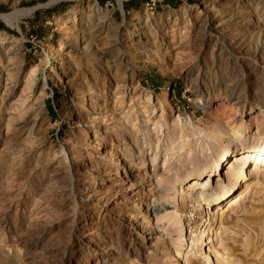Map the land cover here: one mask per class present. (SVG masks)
<instances>
[{
  "label": "rangeland",
  "instance_id": "1",
  "mask_svg": "<svg viewBox=\"0 0 264 264\" xmlns=\"http://www.w3.org/2000/svg\"><path fill=\"white\" fill-rule=\"evenodd\" d=\"M127 1L0 0V264H264V0Z\"/></svg>",
  "mask_w": 264,
  "mask_h": 264
},
{
  "label": "trees",
  "instance_id": "2",
  "mask_svg": "<svg viewBox=\"0 0 264 264\" xmlns=\"http://www.w3.org/2000/svg\"><path fill=\"white\" fill-rule=\"evenodd\" d=\"M105 1L103 0V5H105ZM151 0H129L126 3H124V9L126 12H131L132 10L138 11L141 7L146 6ZM168 2L173 3L176 2L175 0H169ZM67 7V4H60L58 7H55L53 10L49 11L50 14H55L58 12V10ZM6 10V7L4 5H0V12H4ZM1 31H8L11 32V30L6 27V25L0 21V32ZM51 109V106L49 107Z\"/></svg>",
  "mask_w": 264,
  "mask_h": 264
},
{
  "label": "bare ground",
  "instance_id": "3",
  "mask_svg": "<svg viewBox=\"0 0 264 264\" xmlns=\"http://www.w3.org/2000/svg\"><path fill=\"white\" fill-rule=\"evenodd\" d=\"M5 21H6V23L7 24H9V25H14L13 23V20L16 18V15L13 13V14H9V15H4L3 17H2ZM104 22V21H103ZM104 23H106V22H104ZM230 105V104H229ZM233 106V105H232ZM229 107V106H228ZM234 107V106H233ZM233 107H231V108H233ZM231 111H233L232 109H230ZM235 133V132H234ZM251 153H252V156L254 155V156H256L257 157V159L258 160H260V158H262V156H264V142L259 146V147H256V148H254V150H252L251 151ZM264 159V158H263ZM235 163H237V162H235ZM256 165L257 164H255V167H256ZM246 179V176H245V173H243L242 174V176L240 177V180H241V182L242 181H244ZM247 189V188H246ZM248 191V190H247ZM229 193V192H228ZM246 193V192H245ZM243 195H244V193H243ZM241 199V198H240ZM239 199V200H240Z\"/></svg>",
  "mask_w": 264,
  "mask_h": 264
},
{
  "label": "built area",
  "instance_id": "4",
  "mask_svg": "<svg viewBox=\"0 0 264 264\" xmlns=\"http://www.w3.org/2000/svg\"><path fill=\"white\" fill-rule=\"evenodd\" d=\"M151 1H154V0H151ZM151 1L146 5L147 7L151 4Z\"/></svg>",
  "mask_w": 264,
  "mask_h": 264
}]
</instances>
